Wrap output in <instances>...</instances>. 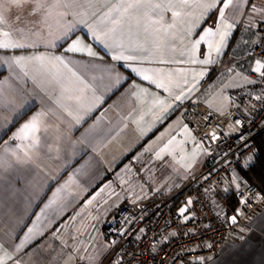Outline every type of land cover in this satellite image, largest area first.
Listing matches in <instances>:
<instances>
[{
    "label": "crops",
    "instance_id": "1",
    "mask_svg": "<svg viewBox=\"0 0 264 264\" xmlns=\"http://www.w3.org/2000/svg\"><path fill=\"white\" fill-rule=\"evenodd\" d=\"M43 2L44 7L36 8L34 0H20L19 7L6 5L2 12L0 41L8 32L25 47L0 49V260L107 264L112 251L103 227L118 207L175 193L205 169L206 153L183 121L181 106L197 100L220 114L244 108L231 91L248 85L256 62L262 63L252 51L258 42L254 26L264 19V0H203L215 3L210 15L200 0L186 5L151 0L161 7L142 9L147 15L141 26L133 25L131 32L125 26L117 40L133 49L141 46L142 51L126 54L142 56L145 62L135 66L148 70L164 85L160 88L131 74L123 61H113V50L93 39L89 26L96 27L119 0ZM170 5L179 13L175 18ZM207 29L219 30L209 38L211 55L208 42L193 53V43ZM75 39L96 56L86 49L66 52ZM18 56H60L68 67L28 59L18 65L13 59ZM41 112L45 116L35 146L30 138L12 139ZM259 141H264V131L257 145ZM132 156L144 162L152 192L143 189L140 174L127 164ZM227 198L216 205L223 214L232 210ZM186 264H264V205L246 224L234 226L230 244L214 258Z\"/></svg>",
    "mask_w": 264,
    "mask_h": 264
},
{
    "label": "built area",
    "instance_id": "2",
    "mask_svg": "<svg viewBox=\"0 0 264 264\" xmlns=\"http://www.w3.org/2000/svg\"><path fill=\"white\" fill-rule=\"evenodd\" d=\"M254 33L258 42L252 56L264 63V19L256 23ZM262 73L264 69L250 73L248 85L231 91L242 110L220 114L197 100L181 106L183 121L206 153L205 169L175 193L118 207L103 227L112 251L107 264L203 263L230 244V216L246 224L264 205V192L245 174L257 160V138L264 131ZM126 162L140 174L143 189L152 192L144 162L133 156ZM229 195L237 205L223 214L216 205Z\"/></svg>",
    "mask_w": 264,
    "mask_h": 264
},
{
    "label": "snow or ice",
    "instance_id": "3",
    "mask_svg": "<svg viewBox=\"0 0 264 264\" xmlns=\"http://www.w3.org/2000/svg\"><path fill=\"white\" fill-rule=\"evenodd\" d=\"M72 2H75V0H72ZM230 2V0H229ZM180 4H187L188 0H179ZM34 4L36 8L44 7L45 4L43 0H34ZM6 5H15L17 7L20 6V0H0V24L4 23V17H3V10L5 9ZM64 6H68L67 3H65ZM200 6L204 9V13L209 14L215 7V3H204L203 0H200ZM228 4L225 3L224 7H227ZM161 7L159 4H152L151 0H119L118 3L113 4L109 7L108 11L104 13V15L99 19V22L96 27L89 26V30L93 34V39L98 40L102 43H104V46L106 48H111L114 52L111 59L113 61H123L124 66L127 67L131 74H134L135 76L140 77V79L144 81H148V83L154 84L157 88L164 87V85L157 83L155 79H153L149 74L148 70L137 67L135 65L142 64L145 62L144 58L139 55H132V54H126L131 53L133 51H142L143 49L139 44H137L136 48L133 49L130 45H126L123 39L117 40V34L123 35L124 27L127 26L129 29V32H131V29L133 25H135L136 28H139L141 26V22L144 18V16L147 15V13H142V9H156ZM170 10L173 12V17L179 15L177 11H175V6L170 5ZM204 13H202L201 19L204 18ZM220 19H223L224 13L223 11H220L219 13ZM155 23V21H153ZM199 23V21H198ZM75 25H70L68 28V31L73 30ZM145 27H147L145 25ZM219 34V30L216 32H213L212 29L204 30L203 35L200 36L198 40H196L192 45V51L195 53L196 49H198L202 42H208L209 43V56L211 55V49L213 47L211 41H209L210 37H213L215 35ZM4 37L6 39L4 41H0V49L4 50H15V49H23L25 45L13 42L10 39L9 33L4 32ZM64 35H67V32L64 33ZM227 33H225V36ZM223 40L224 36H221V47H223ZM52 46H54V42H52ZM86 49L87 54L89 56H96V53L91 50L90 47L87 45H84L83 42L80 39H75L70 46L65 50L69 53H76L79 51H82ZM217 53L219 54L220 48H216ZM16 64H20L21 61L28 59V60H49V61H55L61 65H64L65 67H68L67 62L60 56H31V57H24V56H18L13 58ZM192 62H199L203 64H210L212 61L210 59H205L203 61H196L193 59ZM261 69H264V63H261L260 61L256 62V72H261ZM70 72L72 71L71 68L68 69ZM73 75L75 73L73 72ZM264 75V73H262ZM120 82L119 76L117 77V83ZM134 87L139 88V85H134ZM143 90V89H141ZM186 98V97H184ZM177 100H181L182 97L177 96ZM161 104H164V101H160ZM50 111H53L50 109ZM53 114L55 112L53 111ZM71 115V113H69ZM45 116V113H37L35 116L31 118L30 121L25 123L12 137L13 140H22L25 138H30L32 141L33 146H35L39 142V138L35 135L36 132H38L39 125L43 121V118ZM31 134V135H30ZM91 203V201H89ZM191 203V201H189ZM46 207H48L46 205ZM183 214V210L181 212ZM40 217H37V221H39ZM233 222H235V217H233ZM36 230V225L33 227H30L27 229L28 235L25 236V241L31 238V235ZM23 244V242H22ZM22 246V245H21ZM0 264H3V261L0 260Z\"/></svg>",
    "mask_w": 264,
    "mask_h": 264
},
{
    "label": "trees",
    "instance_id": "4",
    "mask_svg": "<svg viewBox=\"0 0 264 264\" xmlns=\"http://www.w3.org/2000/svg\"><path fill=\"white\" fill-rule=\"evenodd\" d=\"M258 145L261 151L258 162L250 171H247L245 174L250 183L257 186L264 192V141H259ZM230 200L233 202L231 209L234 210L236 208L237 201H235V198L232 195H229L227 198V201Z\"/></svg>",
    "mask_w": 264,
    "mask_h": 264
},
{
    "label": "water",
    "instance_id": "5",
    "mask_svg": "<svg viewBox=\"0 0 264 264\" xmlns=\"http://www.w3.org/2000/svg\"><path fill=\"white\" fill-rule=\"evenodd\" d=\"M233 217H235V222H233ZM229 221L231 225L236 226L237 224V217L235 215L230 216Z\"/></svg>",
    "mask_w": 264,
    "mask_h": 264
}]
</instances>
